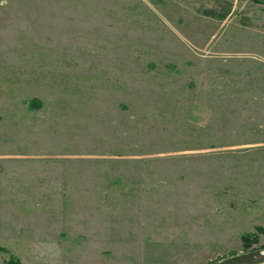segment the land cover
<instances>
[{"label":"rangeland","instance_id":"1","mask_svg":"<svg viewBox=\"0 0 264 264\" xmlns=\"http://www.w3.org/2000/svg\"><path fill=\"white\" fill-rule=\"evenodd\" d=\"M260 249L264 0H0V264Z\"/></svg>","mask_w":264,"mask_h":264},{"label":"water","instance_id":"2","mask_svg":"<svg viewBox=\"0 0 264 264\" xmlns=\"http://www.w3.org/2000/svg\"><path fill=\"white\" fill-rule=\"evenodd\" d=\"M264 262V249L232 255L215 264H257Z\"/></svg>","mask_w":264,"mask_h":264},{"label":"trees","instance_id":"3","mask_svg":"<svg viewBox=\"0 0 264 264\" xmlns=\"http://www.w3.org/2000/svg\"><path fill=\"white\" fill-rule=\"evenodd\" d=\"M245 239L247 240V239H249L247 236L245 237ZM249 245V244H248ZM10 264H22L18 259H12L11 261H10Z\"/></svg>","mask_w":264,"mask_h":264}]
</instances>
